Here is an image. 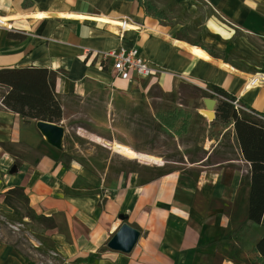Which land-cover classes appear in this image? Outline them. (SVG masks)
I'll use <instances>...</instances> for the list:
<instances>
[{
  "label": "crops",
  "instance_id": "obj_1",
  "mask_svg": "<svg viewBox=\"0 0 264 264\" xmlns=\"http://www.w3.org/2000/svg\"><path fill=\"white\" fill-rule=\"evenodd\" d=\"M0 21L10 28L0 27V70L56 74L64 135L72 120L86 118L90 124L78 130L96 132L122 109L143 108L152 89L170 95L182 85L208 95L215 86L264 117V81L250 84L264 75V0H0ZM119 49H137L156 74L116 78L102 55ZM4 92L0 214H12L5 196L21 189L27 211L52 225L42 240L61 264H260L252 250L264 235V216L259 225L248 219L250 165L232 125L208 138L187 170L149 181L134 173L107 179L64 162L63 143L61 151L51 147L37 122L7 110ZM226 146L233 156H222ZM120 216L139 232L129 254L107 248ZM0 264L25 260L0 240Z\"/></svg>",
  "mask_w": 264,
  "mask_h": 264
},
{
  "label": "rangeland",
  "instance_id": "obj_2",
  "mask_svg": "<svg viewBox=\"0 0 264 264\" xmlns=\"http://www.w3.org/2000/svg\"><path fill=\"white\" fill-rule=\"evenodd\" d=\"M208 94L184 85L170 95L155 88L149 92L143 108H124L117 117L107 119L105 124L101 122L103 128L91 133L78 130L81 125L90 124L86 118L72 120L63 138L64 162H76L90 175L106 173L107 179L109 175L134 173L149 181L161 174L187 170L188 162L203 157L206 140L218 139L224 129L220 124L210 126L211 119L203 113L205 107L200 100L209 99ZM177 112L182 117L173 129L157 117L158 114L167 119L168 114ZM229 135L226 133V137ZM221 152L224 157L233 156L227 146ZM26 206L23 202L18 208L22 214L31 215ZM50 227L49 222L36 219L26 225L11 224L0 216V240L32 264H61L58 255L46 251L38 242Z\"/></svg>",
  "mask_w": 264,
  "mask_h": 264
},
{
  "label": "trees",
  "instance_id": "obj_3",
  "mask_svg": "<svg viewBox=\"0 0 264 264\" xmlns=\"http://www.w3.org/2000/svg\"><path fill=\"white\" fill-rule=\"evenodd\" d=\"M148 13V10H147ZM10 39L20 40L22 37L9 33ZM232 51V50H231ZM228 51L227 55L231 52ZM212 57H217L209 52ZM221 59H226L225 56ZM56 74L47 69H2L0 70V88L5 89L1 96V104L12 113L17 114L23 122H45L58 125L62 120L61 103L55 92ZM210 91L222 100L213 95H208L209 99L217 100L215 107V119L210 126L220 124L222 126L232 125L234 135L240 149L242 158L250 165V195L248 219L251 223L259 225L264 216V122L253 118L250 115L237 114L230 102L235 101L223 90L210 86ZM164 126L173 129V126L182 117L180 112L168 114L167 119L157 114ZM161 174L160 176H162ZM26 202L23 191L14 189L9 191L4 203L11 209L12 214H0L11 224H25V217L41 222H49L43 217H36L34 214L22 215L17 206ZM26 225V224H25ZM50 229V228H47ZM41 247L50 253L53 247L44 240L38 239ZM49 244V245H48ZM260 259V264H264V235L256 243L252 250ZM25 264H32L24 258Z\"/></svg>",
  "mask_w": 264,
  "mask_h": 264
},
{
  "label": "built area",
  "instance_id": "obj_4",
  "mask_svg": "<svg viewBox=\"0 0 264 264\" xmlns=\"http://www.w3.org/2000/svg\"><path fill=\"white\" fill-rule=\"evenodd\" d=\"M0 27L6 28L10 30L9 27L3 25V22L0 21ZM121 30L126 29V23L122 22L120 26ZM102 59L104 61L110 62L113 73L116 78L126 80L129 74H135L138 78L147 79L151 78L156 74V71L148 66V64L139 57V53L137 49L125 50L119 49L116 51H111L108 53H104L102 55ZM264 81V75H256L251 79L250 84H257L258 82ZM211 95L215 96L217 99L222 100L221 97L214 95L211 92ZM233 107V110L237 114L245 113L247 115L252 116L255 119H258L264 122V117L257 115L251 111L246 110L238 101L230 102Z\"/></svg>",
  "mask_w": 264,
  "mask_h": 264
},
{
  "label": "water",
  "instance_id": "obj_5",
  "mask_svg": "<svg viewBox=\"0 0 264 264\" xmlns=\"http://www.w3.org/2000/svg\"><path fill=\"white\" fill-rule=\"evenodd\" d=\"M203 103L205 107V115L207 116V119H211L212 122L215 119V107L217 102L214 99H205ZM36 128L48 145L59 151L62 150L64 129L61 126L45 122H37ZM14 170L15 168H12L10 173H13ZM119 220L123 223L114 236L109 240L107 248L115 252L129 254L139 239V232L124 223L126 220L125 217L120 216Z\"/></svg>",
  "mask_w": 264,
  "mask_h": 264
},
{
  "label": "bare ground",
  "instance_id": "obj_6",
  "mask_svg": "<svg viewBox=\"0 0 264 264\" xmlns=\"http://www.w3.org/2000/svg\"><path fill=\"white\" fill-rule=\"evenodd\" d=\"M203 113L205 114V111Z\"/></svg>",
  "mask_w": 264,
  "mask_h": 264
}]
</instances>
